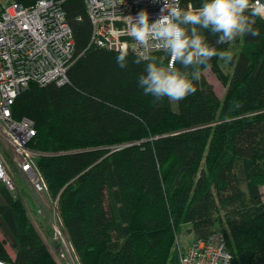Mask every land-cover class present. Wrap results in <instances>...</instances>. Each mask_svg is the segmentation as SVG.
Listing matches in <instances>:
<instances>
[{
	"label": "trees",
	"instance_id": "1",
	"mask_svg": "<svg viewBox=\"0 0 264 264\" xmlns=\"http://www.w3.org/2000/svg\"><path fill=\"white\" fill-rule=\"evenodd\" d=\"M202 3L181 0V7ZM63 8L77 55L69 82L31 83L12 111L35 122L30 146L44 152L37 166L59 197L77 264H180L177 234L186 223L195 239L222 233L231 264H264V18L249 11L259 35L230 44L217 45L204 31L211 46L233 50L232 72L214 57L194 82L197 91L175 108L138 86L145 69L138 54L128 52L121 69L119 50L92 43L84 0H64ZM151 55L169 62L162 51ZM207 68L225 83L223 97ZM0 258L59 264L22 198L1 179Z\"/></svg>",
	"mask_w": 264,
	"mask_h": 264
},
{
	"label": "built area",
	"instance_id": "2",
	"mask_svg": "<svg viewBox=\"0 0 264 264\" xmlns=\"http://www.w3.org/2000/svg\"><path fill=\"white\" fill-rule=\"evenodd\" d=\"M92 21V43L114 50H142L128 35L127 17L147 12L149 20L161 15L164 0H84ZM64 0H38L25 5L0 0V179L14 192L17 174L28 178L39 193L45 189L37 158L41 152L30 143L36 135L33 119L15 118L12 105L31 83L44 86L69 82L68 69L77 59ZM181 6V0H179ZM264 4L254 0L252 5ZM164 14H167L165 12ZM161 50H153L157 52ZM170 60V57H169ZM122 146H118L120 148ZM56 235L61 231L54 224ZM181 264H231L222 233L194 239L181 251ZM0 264L6 261L0 258Z\"/></svg>",
	"mask_w": 264,
	"mask_h": 264
},
{
	"label": "clouds",
	"instance_id": "3",
	"mask_svg": "<svg viewBox=\"0 0 264 264\" xmlns=\"http://www.w3.org/2000/svg\"><path fill=\"white\" fill-rule=\"evenodd\" d=\"M249 11L251 16L264 18V4L252 5L250 0H203L200 7L189 4L186 9L179 0H164L161 15L154 21L150 22L144 11L136 17H127L128 35L142 50L135 63L145 62L138 86L155 102L164 98L177 102L194 94L197 91L194 82L200 80L201 69L209 67L210 60L215 57L227 64L233 58L230 51L211 46L204 31L217 36V45L230 44L243 35L257 36ZM156 49L170 57L166 66L150 54ZM127 56V47L119 50L116 62L121 69L127 66ZM177 62L191 71L177 69Z\"/></svg>",
	"mask_w": 264,
	"mask_h": 264
},
{
	"label": "rangeland",
	"instance_id": "4",
	"mask_svg": "<svg viewBox=\"0 0 264 264\" xmlns=\"http://www.w3.org/2000/svg\"><path fill=\"white\" fill-rule=\"evenodd\" d=\"M233 50H230L232 54ZM221 66L224 69V72L228 75L231 74L232 69L229 64L221 61ZM207 79L213 83L217 93L223 97L226 85L225 83L217 76V74L211 69L207 68L204 71ZM174 107H177V103L173 102ZM110 149V147H109ZM41 154L44 152L40 151ZM17 196H20L24 201L28 215L37 227L40 232L48 250L50 253L57 259L59 264H77V257L72 250L71 244L67 239V236L64 232L62 226L61 217L58 211L57 201L59 199L58 195H53L44 180L45 189L42 193L37 192L28 178L22 174H17ZM262 190L264 194V184L262 185ZM225 211L218 213V216ZM56 225L61 231V235H56V229L53 225ZM218 226L220 223H217ZM190 224L186 223L181 226L177 234V247H178V257L180 261L181 251L185 250L189 244L195 239V236L192 232L189 231ZM9 245V244H8ZM9 250L13 254V249L10 247ZM5 261V260H4ZM181 264V263H180Z\"/></svg>",
	"mask_w": 264,
	"mask_h": 264
},
{
	"label": "water",
	"instance_id": "5",
	"mask_svg": "<svg viewBox=\"0 0 264 264\" xmlns=\"http://www.w3.org/2000/svg\"><path fill=\"white\" fill-rule=\"evenodd\" d=\"M131 144H132V143H130V144H125V145L127 146V145H131Z\"/></svg>",
	"mask_w": 264,
	"mask_h": 264
}]
</instances>
